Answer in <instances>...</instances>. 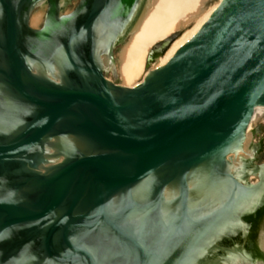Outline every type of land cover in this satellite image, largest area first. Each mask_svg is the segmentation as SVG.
Segmentation results:
<instances>
[{"label":"water","instance_id":"95a60500","mask_svg":"<svg viewBox=\"0 0 264 264\" xmlns=\"http://www.w3.org/2000/svg\"><path fill=\"white\" fill-rule=\"evenodd\" d=\"M65 1L0 0V264H264V0H222L133 88L105 75L154 0Z\"/></svg>","mask_w":264,"mask_h":264},{"label":"bare ground","instance_id":"6f19581e","mask_svg":"<svg viewBox=\"0 0 264 264\" xmlns=\"http://www.w3.org/2000/svg\"><path fill=\"white\" fill-rule=\"evenodd\" d=\"M222 0H154L133 34L117 55L115 74L123 88L140 84L151 68L166 64L172 54L187 42L208 19ZM174 38L156 60L144 70L148 51L172 34ZM110 73L111 72H107ZM108 80V78H106ZM109 81V80H108ZM264 121V106L256 105L244 134Z\"/></svg>","mask_w":264,"mask_h":264},{"label":"flooded vegetation","instance_id":"af4514ba","mask_svg":"<svg viewBox=\"0 0 264 264\" xmlns=\"http://www.w3.org/2000/svg\"><path fill=\"white\" fill-rule=\"evenodd\" d=\"M66 2L67 1H65L61 5V7H60V14L61 15H67V14H69L71 12L70 11V12L66 13V12H63L62 11V9H63L64 5L66 4ZM78 3H79V0L77 2L76 6L78 5ZM74 8H73V10H74ZM41 25H42V23H41ZM41 25L38 28H36V29H39L41 27ZM230 215L227 216V217H230ZM223 221H220L219 224L221 225ZM216 230H217V225L216 226H213L212 228H210L208 234L206 235V238H204V239H202L200 241H196V243L194 245V248H199V249H197V250L195 249L187 257H185L184 262L189 263L192 260H197L199 250L205 249V248H209L211 246V241H212V238L216 234L215 233ZM228 236L231 237L232 239L233 238L238 239L240 242L241 241L242 242L244 241V243H245L244 245H240L238 243H233L232 244V245H234L236 247L239 246V252H240V254H241L242 257H249L253 261L258 260V259H256V257H259V254H258V246H257V241H256V232L254 234L250 235V234H247L246 231H245L244 234H230ZM224 243L225 244H231L232 242H231V240L230 241L227 240ZM189 244H191V243H189ZM169 246H172V244H170ZM174 260H175V258L173 260L171 259L170 261H173L174 262ZM128 262L130 264V260ZM162 263H165V261H162Z\"/></svg>","mask_w":264,"mask_h":264},{"label":"rangeland","instance_id":"374dc122","mask_svg":"<svg viewBox=\"0 0 264 264\" xmlns=\"http://www.w3.org/2000/svg\"><path fill=\"white\" fill-rule=\"evenodd\" d=\"M210 1H212V0H210ZM77 2H78V0H70V1L66 4V6H65V8H64V10H63V12L68 13V12L72 11L73 8L76 6ZM127 38H128V37H126V38L124 39L123 44L125 43V41L127 40ZM123 44H122V45H123ZM122 45H116V46H114V47L112 48V51H111V57H112V60L114 61V66L117 65V64H116V61H117V55L119 54ZM105 77L108 78V80H109L110 82H112V83H114V84H117V83L114 82L113 77H112V74H110V73H106ZM116 77H117V76H116ZM117 79H118V77H117ZM258 125L263 126V125H264V121L259 122V123L257 124V126H258ZM257 126H255V127H257ZM255 127H254V128H255ZM260 137H263L261 147L264 148V127H262V131H261V133L259 134V136H256V137L252 138V143L255 144V143H256V140L259 141ZM247 180H248L249 183L252 184V185L258 183V178L255 177L254 175H250V176H248V177H247Z\"/></svg>","mask_w":264,"mask_h":264}]
</instances>
